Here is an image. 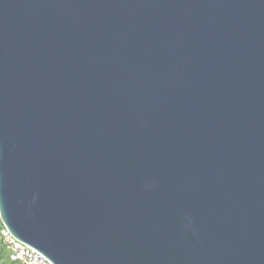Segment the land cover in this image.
<instances>
[{
	"label": "water",
	"instance_id": "1",
	"mask_svg": "<svg viewBox=\"0 0 264 264\" xmlns=\"http://www.w3.org/2000/svg\"><path fill=\"white\" fill-rule=\"evenodd\" d=\"M0 221L50 264H264V0H0Z\"/></svg>",
	"mask_w": 264,
	"mask_h": 264
},
{
	"label": "built area",
	"instance_id": "2",
	"mask_svg": "<svg viewBox=\"0 0 264 264\" xmlns=\"http://www.w3.org/2000/svg\"><path fill=\"white\" fill-rule=\"evenodd\" d=\"M3 236L11 251V259L21 264H50L43 256L14 239L6 230Z\"/></svg>",
	"mask_w": 264,
	"mask_h": 264
},
{
	"label": "trees",
	"instance_id": "3",
	"mask_svg": "<svg viewBox=\"0 0 264 264\" xmlns=\"http://www.w3.org/2000/svg\"><path fill=\"white\" fill-rule=\"evenodd\" d=\"M5 231L4 226L0 221V264H21L11 259V251L3 238V232Z\"/></svg>",
	"mask_w": 264,
	"mask_h": 264
},
{
	"label": "bare ground",
	"instance_id": "4",
	"mask_svg": "<svg viewBox=\"0 0 264 264\" xmlns=\"http://www.w3.org/2000/svg\"><path fill=\"white\" fill-rule=\"evenodd\" d=\"M4 238V237H3Z\"/></svg>",
	"mask_w": 264,
	"mask_h": 264
}]
</instances>
